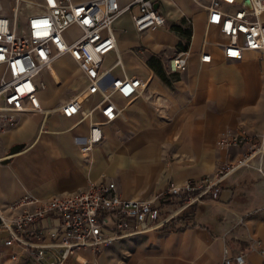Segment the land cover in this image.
I'll use <instances>...</instances> for the list:
<instances>
[{
    "label": "crops",
    "instance_id": "crops-1",
    "mask_svg": "<svg viewBox=\"0 0 264 264\" xmlns=\"http://www.w3.org/2000/svg\"><path fill=\"white\" fill-rule=\"evenodd\" d=\"M157 8L165 18L163 27L138 35L130 24L132 36L125 38L120 33L123 16L113 25L124 73L137 74L146 85L118 102L115 118L101 126L100 141L87 153L79 146L88 124L100 121L98 113L64 118L57 109L71 95L67 74L81 83L67 57L57 61L66 70L64 87L49 85L38 92L48 112L26 106L8 113L14 123L3 124L0 131V209L5 213L25 195L44 200L100 181H112L120 198L149 200L169 184L212 174L244 151V145L217 146L221 132L244 130L257 141L264 128V53L243 51L239 60L225 62L219 48L224 38L205 25L202 10L189 0H160ZM186 19L191 23L187 41L174 30L186 28ZM184 48L189 50L185 69L169 72L167 60ZM200 50L210 55L209 62L198 60ZM113 60L108 53L103 66ZM110 73L119 76L120 70L113 67ZM260 162L264 169V153ZM154 204L159 219H176L183 212L186 224L164 228L166 221L119 238L96 254L81 250L85 264H222V258L235 254L247 264H264V180L255 170L228 174L214 199L202 196L175 211L164 195ZM6 236L0 230V264H32L22 248L4 245Z\"/></svg>",
    "mask_w": 264,
    "mask_h": 264
},
{
    "label": "built area",
    "instance_id": "built-area-1",
    "mask_svg": "<svg viewBox=\"0 0 264 264\" xmlns=\"http://www.w3.org/2000/svg\"><path fill=\"white\" fill-rule=\"evenodd\" d=\"M189 1L204 12L205 25L216 28L224 38L219 45L223 61H237L243 51L264 53V0ZM159 4L160 0H0V131L3 124L14 123L9 112H23L26 106L34 112L49 111L42 107L38 92L46 88L48 81L61 86L56 62L67 57L77 69L81 83L57 109L64 118L98 113L100 121L88 124L79 146L82 154L87 153L100 141L101 126L115 118L118 102L136 96L146 85L137 74L124 73L113 25L126 15L138 35L163 27L165 18L157 8ZM185 21L190 29L189 19ZM70 29L76 34H70ZM108 53H113L114 60L104 67ZM188 56L189 50L184 48L169 57V72L183 71ZM198 60L207 63L210 55L200 50ZM113 67L120 70L119 76L110 73ZM216 145H244L245 149L212 174L181 185L169 184L164 192L149 200L120 198L112 181L89 182L80 191L44 200L25 195L8 205V213L0 209V230L7 234L3 243L22 248L32 264H85L79 251L96 254L119 238L166 222L168 217L159 219L154 204L160 195L176 205L175 211L202 196L214 199L218 184L234 170L250 168L264 180L260 162L264 128L256 142L244 130L223 131ZM10 258L15 260L16 254ZM222 264L247 263L242 254H235L222 258Z\"/></svg>",
    "mask_w": 264,
    "mask_h": 264
},
{
    "label": "rangeland",
    "instance_id": "rangeland-1",
    "mask_svg": "<svg viewBox=\"0 0 264 264\" xmlns=\"http://www.w3.org/2000/svg\"><path fill=\"white\" fill-rule=\"evenodd\" d=\"M75 1V0H74ZM120 2H124V1H126V0H119ZM171 1V0H170ZM172 1H174V0H172ZM123 18L125 19V22H124V26H121L122 28H121V35L123 36V37H125V38H130L129 36H132L131 34H132V32L130 33V22H129V18L126 16V15H124L123 16ZM124 29V30H123ZM70 31V34L72 33L73 35H75L76 34V32L73 30V29H70L69 30ZM153 37H154V35H153ZM155 38V37H154ZM179 47V46H178ZM68 71V70H67ZM65 72H66V70H65V68L63 67V66H61V65H59V63L58 62H56V73L58 74V76L60 77H62L63 76V74H65ZM68 75V77H69V81L67 82V89H66V92H68V93H71L72 92V90L73 89H75V88H78V86L80 85V83L79 84H76V82L72 79V77H70V74H67ZM62 80H63V78H62ZM44 81L46 82L47 81V79L44 77ZM63 83V82H62ZM47 85L46 86H51V87H53V88H56L54 85H52L49 81L46 83ZM61 86H63L62 84H61ZM64 87V86H63Z\"/></svg>",
    "mask_w": 264,
    "mask_h": 264
},
{
    "label": "trees",
    "instance_id": "trees-1",
    "mask_svg": "<svg viewBox=\"0 0 264 264\" xmlns=\"http://www.w3.org/2000/svg\"><path fill=\"white\" fill-rule=\"evenodd\" d=\"M174 30L175 31H177L178 33H179V35L181 36V37H183L184 39H185V41H187L188 40V38H189V29H187V28H174ZM178 45H180V44H178ZM180 47V46H179ZM180 48H182V47H180ZM188 219V216L185 214V213H180L179 215H178V217L176 218V219H174V218H169L168 220H167V222H166V224H164V228H167V227H172V226H174V224L175 223H181V224H186V220Z\"/></svg>",
    "mask_w": 264,
    "mask_h": 264
}]
</instances>
